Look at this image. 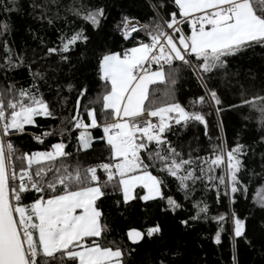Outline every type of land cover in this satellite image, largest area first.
Masks as SVG:
<instances>
[{"label": "snow or ice", "instance_id": "obj_1", "mask_svg": "<svg viewBox=\"0 0 264 264\" xmlns=\"http://www.w3.org/2000/svg\"><path fill=\"white\" fill-rule=\"evenodd\" d=\"M52 3L56 4L57 0H52ZM174 4L178 12H169L168 18L160 16L158 6L156 17L149 23L139 24L124 16L117 25L124 40L143 31L150 43L140 42L123 53L109 51L99 57L98 75L106 86L102 96V112L106 119L102 125L94 108H85L90 124L79 118L81 97L86 95L87 89H81L77 96L76 114L71 121L79 130L76 138L78 151H87L92 146L93 136L88 129L102 127L101 139L110 151L108 162L87 168L79 164L69 165L65 158L71 154L65 151L63 142L52 144L50 151L18 155L14 145L4 138L14 132H25L26 125L35 126L36 117H57L38 86V81L44 80L45 74L33 72L31 63L28 64V73L32 83L28 87L18 88L12 82L0 89V264H127L126 252L130 255L134 249H123L115 242L105 246L101 242L108 226L101 223L104 213L100 203L107 194L106 189L111 187L114 191L120 190L126 205L136 199L149 201L160 198L166 199L168 207L175 211L180 205L172 196H164V179L149 171L157 164L162 174L178 181L179 190L185 192L186 198L189 182L194 184L206 174L209 181L218 180L230 193L241 189L247 192V186L238 178L242 166L239 156L243 155L244 145L237 144L226 151L223 144H219L209 157H197L200 174L196 175V162L191 157L184 159L167 139V134L174 130L173 121L176 126L184 127L198 122L207 129L205 115L198 109L209 102L218 106L221 101L216 90L208 88L203 76L214 70L226 69V58L242 48L264 44V0H259V5L256 0H174ZM9 5L14 6L15 0H8L3 7L4 12L14 10ZM33 8L41 9L40 19L53 23L46 16L47 5L34 3ZM69 10L94 30L100 28L104 18L103 8ZM194 13L200 15L193 18ZM185 21L191 25L190 35L182 31L181 25ZM9 30L8 23L0 22V35ZM59 41L57 46L47 48L45 58L55 55L59 62L70 63V53L78 44H87L89 36L81 27L71 34H63ZM3 48L5 68L12 70L24 66L23 54H14L6 42ZM180 65L191 67L194 74L199 73L206 90L205 96L192 102V111L167 99L172 95L171 86L177 81ZM158 82L165 85L166 98L159 102L153 98L154 92L149 88ZM72 88V84L67 85L69 91ZM59 92L58 87V95ZM65 101L66 98L60 102L63 104ZM255 101L264 102V96L243 103L256 107ZM258 111L264 123V107ZM152 117H158L159 123L149 119ZM53 134L54 130L45 131L33 138L43 143L44 137ZM144 153H147L148 163L142 159ZM17 161L19 172L15 170ZM225 163V174L213 175L216 168L223 167ZM100 170L105 174L104 179L98 175ZM137 185L142 187L143 195L134 191ZM32 193L35 196L31 203H23ZM257 202L264 208V196ZM194 207L198 211L193 220L201 213L207 215V205L200 207L195 204ZM214 219L224 221L226 217L222 214ZM232 222L233 239L246 237L245 221L235 212L232 213ZM181 223L187 225V221ZM160 234L159 225L146 230L149 239ZM126 235L132 244L138 245L145 233L133 228ZM215 242H220L219 232ZM173 255L178 256L179 253ZM159 264L171 262L162 257Z\"/></svg>", "mask_w": 264, "mask_h": 264}, {"label": "trees", "instance_id": "obj_2", "mask_svg": "<svg viewBox=\"0 0 264 264\" xmlns=\"http://www.w3.org/2000/svg\"><path fill=\"white\" fill-rule=\"evenodd\" d=\"M256 2L259 5V0ZM7 3L8 0H0V22L8 23L10 29L0 35V89L12 82L18 88L28 87L32 83L28 73V64L31 63L33 72L45 74V79L38 81V86L57 117H36L35 126L26 125L25 132H14L7 137L8 141L18 150V155L50 151L52 144L63 142L65 151L71 154L65 158L69 165L79 164L87 168L108 162L110 151L101 139L102 127L91 128V148L78 151L76 138L79 130L71 121L77 96L81 89H87L86 95L81 97L79 118L90 124L85 108H94L98 122L102 125L106 119L102 112V96L106 86L98 75L99 57L109 51L123 53L140 42L150 43L143 31L133 33L129 40H124L117 25L124 16L143 24L149 23L156 17L158 6L160 16L168 18L169 12H178L174 0H57L56 4L52 0H15L14 6L9 5L14 10L4 12L3 7ZM34 3L48 6L46 16L53 20L52 24L48 23V19L39 18L41 9H34ZM71 8L82 11L103 8L104 18L100 28L94 30L73 14L69 10ZM81 27L85 29L89 41L75 47L70 53V63L59 62V57L55 55L45 58L47 48L57 46L60 36L71 34L74 29ZM190 27L187 21L181 25L186 35H189ZM5 42L14 54L25 56L24 66L12 70L3 66ZM226 61V69L214 70L203 76L208 88L216 90L221 101L218 106L209 102L198 109L205 115L207 129L198 122L184 127L176 126L173 121L174 130L167 134V139L184 159L191 157L196 162V175L200 174L197 157H209L219 144H223L226 151L237 144L244 145L243 155L239 156L242 166L238 178L247 186V192L241 189L230 193L218 180L209 181L206 174L194 184L189 182L186 198L185 192L179 190L178 181L162 174L158 164L149 171L164 179V196H172L180 205L175 211L168 207L166 199L160 198L149 201L136 199L126 205L120 190L114 191L109 187L100 203L104 213L101 223L108 226L101 242L105 246L115 242L123 249H134L130 255L126 252L127 264H159L162 257L171 264H264V208L257 202L264 196V123L258 111V108L264 107V102L255 101L256 107L243 103L264 96V44L256 43L242 48L235 55L228 56ZM68 84L73 85L71 91L67 89ZM171 87L173 92L167 99L180 103L188 111H192V102L197 97L206 95L199 73L194 74L191 67L183 65H180L177 81ZM149 88L158 102L166 99L164 84L157 83ZM64 98L66 101L61 104ZM107 119L111 121L110 116ZM53 130L54 134L44 137L43 143L33 138ZM142 159L149 162L147 153ZM16 168L20 169L18 161ZM225 172L226 163L216 168L213 175L219 176ZM98 175L101 179L105 178L102 170ZM134 191L141 194L142 188L138 187ZM34 196L35 193L30 194L23 203L30 204ZM254 197L257 199L254 200ZM117 201H120L119 205ZM195 204L200 207L207 205V215L201 213L199 218L193 220L192 217L198 211ZM233 212L245 221L246 237L233 239ZM222 214L226 217L224 221L214 219ZM181 221H187V225ZM156 225L160 226L161 234L149 239L146 230ZM132 228L145 233L138 245L127 239L126 232ZM217 232L220 233L219 243L215 242Z\"/></svg>", "mask_w": 264, "mask_h": 264}, {"label": "built area", "instance_id": "obj_3", "mask_svg": "<svg viewBox=\"0 0 264 264\" xmlns=\"http://www.w3.org/2000/svg\"><path fill=\"white\" fill-rule=\"evenodd\" d=\"M196 15H200V13H195V14H193V18H194ZM131 20H133L134 22H139V21L136 20V19H131ZM139 24H143V23L139 22ZM149 119H151L154 123H159V118H158V117H152V118H149ZM4 139H5L6 142H9L7 137L4 138ZM15 170H16L17 172H19L20 169H17V168H16Z\"/></svg>", "mask_w": 264, "mask_h": 264}, {"label": "crops", "instance_id": "obj_4", "mask_svg": "<svg viewBox=\"0 0 264 264\" xmlns=\"http://www.w3.org/2000/svg\"><path fill=\"white\" fill-rule=\"evenodd\" d=\"M208 11H210V10H208ZM191 34V27H190V33H189V35ZM136 46H138V45H136ZM132 48V47H131ZM153 70H155V68H153ZM159 83V82H158ZM108 89H110V85L108 86ZM78 135H79V132H78ZM52 150V149H51ZM38 152H43V151H38ZM138 187H140L139 185H137V187L136 188H138ZM135 188V189H136ZM142 188V187H141ZM134 189V190H135ZM140 195H143V189H142V193L140 194Z\"/></svg>", "mask_w": 264, "mask_h": 264}, {"label": "water", "instance_id": "obj_5", "mask_svg": "<svg viewBox=\"0 0 264 264\" xmlns=\"http://www.w3.org/2000/svg\"><path fill=\"white\" fill-rule=\"evenodd\" d=\"M76 114V109H75V112H74V115ZM133 229V228H132ZM135 229V228H134ZM138 230V229H136ZM128 231V230H127ZM140 231V230H139ZM142 232V231H141ZM127 233V232H126ZM127 236V235H126ZM128 239V238H127ZM129 241V240H128ZM130 243H132L131 241H129Z\"/></svg>", "mask_w": 264, "mask_h": 264}, {"label": "rangeland", "instance_id": "obj_6", "mask_svg": "<svg viewBox=\"0 0 264 264\" xmlns=\"http://www.w3.org/2000/svg\"><path fill=\"white\" fill-rule=\"evenodd\" d=\"M206 11H208V10H206ZM194 14H195V13H194ZM90 130H91V127L88 129V131L91 133V131H90ZM45 152H46V151H45Z\"/></svg>", "mask_w": 264, "mask_h": 264}]
</instances>
